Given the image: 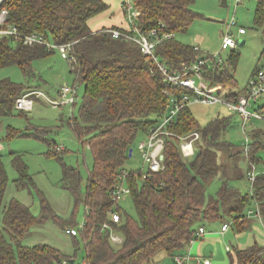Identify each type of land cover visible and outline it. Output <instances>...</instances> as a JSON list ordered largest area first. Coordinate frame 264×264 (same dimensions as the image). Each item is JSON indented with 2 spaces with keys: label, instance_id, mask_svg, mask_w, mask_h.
<instances>
[{
  "label": "trees",
  "instance_id": "obj_1",
  "mask_svg": "<svg viewBox=\"0 0 264 264\" xmlns=\"http://www.w3.org/2000/svg\"><path fill=\"white\" fill-rule=\"evenodd\" d=\"M255 23L264 24V0H255ZM141 11L135 18L142 30L157 27L175 34L157 46V54L170 69H178L182 62L198 60L200 49L185 44L176 35L185 32L199 17L193 10L195 0H133ZM7 8L8 22L27 33H43L55 43L73 42L70 63L76 80L84 85L79 107V119L72 117L70 124L83 144L93 155V167L81 191L82 176L74 165L62 162V187L74 197L75 204L84 202L85 220L74 238L81 235L85 250L84 264H145L155 261L164 251L172 258L187 251L196 239V233L205 221L222 219L240 229L251 225L252 217L264 220V173L258 174L250 193H243L231 184L235 179L247 178L240 166L245 157H239L237 148L225 133L232 123L231 113L212 118L202 127L190 107L183 108L171 127L175 136L166 137L163 152L164 168L160 171L132 170L126 178L129 195L134 202L137 218L131 217L112 197V188L125 170L124 164L140 132L147 131L168 110L170 99L164 94L165 76L153 60L145 56L139 45L125 37H114L110 32L93 31L90 20L109 8L106 0H3L0 9ZM118 27V26H113ZM55 49L44 44L28 45L0 36V68L18 65L25 76L33 74L32 62ZM237 52L230 54L228 62L213 67L204 66L203 74L212 84L221 83L237 95L234 65ZM31 85L0 79V115H8L16 108V100ZM36 87V86H35ZM178 93L179 87H172ZM76 103V102H75ZM74 104V103H73ZM23 110V109H20ZM239 116V115H238ZM201 131L197 152L184 159L180 151V138ZM255 128L251 157L261 160L264 141L262 132ZM45 140L43 131L23 132ZM52 146V143H50ZM53 155L60 159L63 149L53 146ZM220 150L225 152L221 162ZM242 151V150H241ZM133 153V151H132ZM14 179L19 189L34 187V180L21 154H15ZM216 178L221 185L217 194L207 198V184ZM8 172L0 153V264H69L72 257L48 243L27 245L24 236L35 225L55 221L62 229L66 223L57 215L50 202L40 195L41 211L36 214L31 206L17 198L5 203ZM258 205V215H250L246 208L251 195ZM256 206V205H255ZM119 213L114 221L112 213ZM225 215L232 216L226 221ZM65 223V224H64ZM105 224L108 226L105 227ZM71 225V224H70ZM230 228V227H229ZM111 230L122 235L116 244ZM229 230V229H228ZM80 231V232H79ZM229 250L230 264H264V246L258 243Z\"/></svg>",
  "mask_w": 264,
  "mask_h": 264
},
{
  "label": "rangeland",
  "instance_id": "obj_2",
  "mask_svg": "<svg viewBox=\"0 0 264 264\" xmlns=\"http://www.w3.org/2000/svg\"><path fill=\"white\" fill-rule=\"evenodd\" d=\"M192 8L199 17L187 31L178 33L176 38L185 44L198 46L200 55L213 54L220 50L224 30L228 22L235 17L237 22L231 26L232 34L236 40L245 39L244 44H237L236 47V63L233 69L237 84L235 89L244 88L249 78L259 68L264 67V24L257 25L255 23L256 1L242 0L235 6V0H195ZM240 26H244L246 29L244 35L238 34ZM231 53L227 49L222 51L224 62H228ZM212 66L213 62L210 64V67ZM32 69L34 73L25 76L18 65L0 68V79L7 78L15 83L31 85L28 91L41 90L44 93V96L35 100L32 108L23 110L15 108L8 115H0V153L9 178L4 201L7 203L12 198H17L31 206L36 214H39L41 211L39 193H43L55 213L67 224L66 227H71L74 224V227L79 230L85 220L84 202L75 204L72 194L62 187L61 179L63 175L62 162L76 166L82 176L81 191L84 193L86 180L93 167V155L90 147L81 142L70 124L72 117L79 119V107L84 94V85L76 80L75 73L71 72L70 61L63 58L58 49L35 59L32 62ZM64 85L77 86L76 103L53 105L50 100L59 98V89ZM189 107L202 127L218 115L224 116L232 113L226 106L219 103L203 104L193 101ZM240 121V117L234 114L232 123L225 133L227 139L237 148L242 145L244 134L249 135L253 131L251 129L248 133H244ZM255 124L259 125L256 131L264 134V122L259 121ZM36 128L43 131V135L46 133L45 140L31 134H21L35 132ZM144 138H146V134L140 132L133 144V153L124 164L126 172L139 169H143L144 173L147 172L148 166L144 162L139 147L140 141ZM263 141L264 135H261L259 142ZM53 146L63 149L62 152H59L63 158L62 161L53 155ZM15 154H21L27 163L29 173L34 180V187L19 189L15 186L14 179L18 176L12 162ZM226 155L220 150L219 160L225 162ZM258 156L261 160L256 161V166L257 172L260 174L264 173V152H259ZM239 157H243L241 150ZM239 164L246 171L248 162L241 163L239 161ZM231 184L243 193H250L252 187V182L248 177L235 179ZM220 185L219 178L209 182L207 198L210 195H216ZM118 203L127 214L137 218L134 202L130 195L123 196ZM255 205L254 196L251 195L246 213L250 208L256 209ZM224 217L226 221L233 222L232 216L225 215ZM251 219L250 227L240 229L232 224L224 235L220 234L223 225L221 218L214 222L205 221L203 225L207 233L203 240L208 242L196 252L188 250L186 253H182L194 257V260H189L187 264H201L194 255H201L202 260L209 259L212 264H230L228 245L232 248L231 252L234 248H244L256 242L264 246V220L257 216H253ZM0 222H2V214ZM114 233L118 232L114 231ZM81 235L79 233L77 238H74L55 221L49 220L43 225L33 226L24 236L23 242L27 245L48 243L71 256L75 260V264H84L86 250ZM207 238L210 239L207 240ZM196 240L202 241L201 239ZM145 264H176V262L174 257L172 258L162 251L154 262Z\"/></svg>",
  "mask_w": 264,
  "mask_h": 264
},
{
  "label": "built area",
  "instance_id": "obj_3",
  "mask_svg": "<svg viewBox=\"0 0 264 264\" xmlns=\"http://www.w3.org/2000/svg\"><path fill=\"white\" fill-rule=\"evenodd\" d=\"M3 0H0V4ZM242 0H235V6ZM122 9L124 12L126 24L124 26H106L98 30L110 32L114 37H125L137 43L142 53L149 59L153 60L161 70L167 81V86L164 89V94L169 97L170 103L168 110L160 117L150 129L147 131L146 138L139 143L141 155L144 162L151 171H160L164 168L163 152L166 144V137L175 136L171 127L176 123L177 116L183 108L189 107L190 103L195 101L203 104H223L232 113L239 115L241 121L240 125L243 132H249L251 129H257L255 122H264V67L259 68L248 80L246 86L242 89H235L236 96H232V90L225 87L221 83H210L203 74V67H210L211 62L213 66L222 65L224 59L222 56L223 50H230L232 53L236 52L238 40L232 34L231 26L236 24V19L233 17L228 22L224 30L221 48L218 52L208 55H201L197 61L192 63L182 62L180 68L170 69L169 66L162 61L157 54V46L168 39L175 36L174 33L163 31L157 27L150 30H142L135 18L139 16L141 11L135 7L133 0H123ZM9 12L7 8L0 9V36L11 37L15 42L23 44L34 45L44 44L50 49H58L63 58L70 61L71 65L75 58L71 55L73 42L55 43L48 40L43 33L33 32L27 33L21 31L15 24L8 22ZM97 31V30H93ZM246 29L240 26L238 29L239 35H244ZM199 47L196 46V49ZM212 66V67H213ZM172 87H179L178 93L174 92ZM40 96H44L43 91L35 90L33 92L27 91L16 100V108L30 109L34 102ZM77 99V86L64 85L59 89V98L50 100L53 105L73 104ZM180 138V151L184 159L192 158L197 152V141L201 138V131H194L186 136L178 135ZM254 138L250 134H244L242 142V153L245 157V162H248L250 169L248 170V179L252 182L258 176L256 161L251 157L252 146ZM61 149V147L57 146ZM129 172L122 170L118 176L116 184L113 186L111 192L112 197L116 200L122 199L123 196L129 195L130 186L126 182ZM252 192V191H251ZM256 209L249 211L250 215L260 216V212ZM113 220H119V213H112ZM261 217V216H260ZM231 222H224L221 227V232L229 229ZM83 225V224H82ZM108 226L105 224V227ZM68 234H77V228L67 229ZM207 233L204 225H201L196 233V238L201 237ZM111 239L114 243L122 242L123 237L111 230ZM231 250L230 246H227ZM188 254H177L174 256L176 264H187L190 259ZM201 264H211L209 259H203L202 256L197 257ZM63 264H69L67 260Z\"/></svg>",
  "mask_w": 264,
  "mask_h": 264
},
{
  "label": "crops",
  "instance_id": "obj_4",
  "mask_svg": "<svg viewBox=\"0 0 264 264\" xmlns=\"http://www.w3.org/2000/svg\"><path fill=\"white\" fill-rule=\"evenodd\" d=\"M106 1L109 4V8L106 9L104 12L98 14L97 16L93 17L90 20V26H91L92 30H98V29H100L102 27H106V26H124L126 24L124 12H123L122 5H121L123 0H106ZM227 231H225V232H227ZM225 232H221L220 234L224 235ZM204 237H205V235L196 238V239H201L202 241H197L196 239L193 240L192 243L188 246L187 251L188 250L193 251V252L198 251L202 245H204L206 242H208V241L203 240ZM211 238H214V237H211ZM209 239L210 238H207V240H209ZM231 250H232V248H231ZM194 256H196V258H197L201 255H194ZM189 260L193 261L194 257L193 256L190 257ZM211 264H212V261H211Z\"/></svg>",
  "mask_w": 264,
  "mask_h": 264
},
{
  "label": "water",
  "instance_id": "obj_5",
  "mask_svg": "<svg viewBox=\"0 0 264 264\" xmlns=\"http://www.w3.org/2000/svg\"><path fill=\"white\" fill-rule=\"evenodd\" d=\"M244 42H245V39H243V38H241V39L238 40V44H239V45L244 44ZM132 151H133V149L131 148V150H130V155L132 154ZM73 261H74V259L71 260V262H73Z\"/></svg>",
  "mask_w": 264,
  "mask_h": 264
}]
</instances>
